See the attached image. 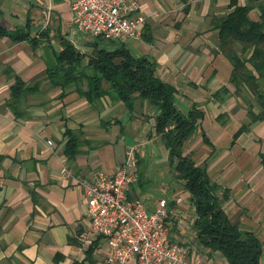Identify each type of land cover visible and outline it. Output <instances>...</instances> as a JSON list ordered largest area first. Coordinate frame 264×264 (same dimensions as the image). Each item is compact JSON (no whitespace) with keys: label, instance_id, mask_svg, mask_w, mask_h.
Listing matches in <instances>:
<instances>
[{"label":"crops","instance_id":"crops-1","mask_svg":"<svg viewBox=\"0 0 264 264\" xmlns=\"http://www.w3.org/2000/svg\"><path fill=\"white\" fill-rule=\"evenodd\" d=\"M138 1L146 15L140 37L108 41L85 38L75 28L67 0H0V25L27 30L36 39L0 37V264H104L102 238L81 244L86 202L76 180H91L96 172L112 175L129 153L126 170L137 180L129 185L128 199H140L152 211L165 198L169 238L186 249L187 261L202 256L207 264H228L196 236L190 194L175 176L176 161L169 159L155 129L158 109L137 94L131 109L109 95L89 102L75 86L62 91L48 80L46 67L55 63L64 41L82 54H89L93 44L108 49L124 45L135 57L153 62L158 77L176 90L181 114L194 108L203 112L183 154L206 166L218 193L227 191L222 206L229 220L258 237L264 264V120L250 123L234 139L249 119L245 102L228 82L232 66L219 51L213 28L214 17L233 7L229 0ZM258 16L256 7L249 12L251 19ZM15 77L30 90L14 111L8 102ZM221 87L230 94L214 98ZM67 130L79 133V151L72 159L63 154ZM127 264L136 263L131 259Z\"/></svg>","mask_w":264,"mask_h":264},{"label":"trees","instance_id":"trees-1","mask_svg":"<svg viewBox=\"0 0 264 264\" xmlns=\"http://www.w3.org/2000/svg\"><path fill=\"white\" fill-rule=\"evenodd\" d=\"M229 6L233 7L230 13L214 17L213 28L218 31V49L232 66L228 82L234 89L233 94L245 102L249 119L234 134L235 139L248 130L250 123L264 120V0H249L244 5L229 0ZM255 7L259 16L254 20L249 12ZM4 36L13 41L36 42L27 30L9 31L0 25V37ZM84 58L85 64L81 65ZM46 77L62 91L75 86L76 92L89 102L109 95L131 109L132 96L137 94L155 106L158 109L155 129L164 138L169 159L176 161L175 176L183 180L190 194L196 215L193 226L200 244L218 252L228 264H260L262 245L258 237L232 223L222 206L228 199L227 191L218 193V186L210 181L206 166L195 165L190 155L183 154L184 142L199 126L203 112L194 108L181 114L176 108V90L158 77L153 62L135 57L124 45L108 49L93 44L89 54H82L64 41L63 49L55 54V63L46 67ZM28 90L26 83L15 77L8 106L15 111V104ZM228 94L229 90L221 87L213 97L222 99ZM169 122L174 123L172 128H168ZM78 134V131H66L63 154L68 159L78 154ZM204 141L208 142L206 138Z\"/></svg>","mask_w":264,"mask_h":264},{"label":"built area","instance_id":"built-area-1","mask_svg":"<svg viewBox=\"0 0 264 264\" xmlns=\"http://www.w3.org/2000/svg\"><path fill=\"white\" fill-rule=\"evenodd\" d=\"M67 1L73 25L85 35L112 41L138 38L142 33L146 15L139 11L138 0ZM131 157L129 153L112 175L96 172L91 180H76L86 202L81 244L88 246L102 238L107 246L104 264H127L131 259L136 264H207L202 256L187 261L186 249L170 240L165 198L159 199L152 211L140 199H128L129 185L137 180L135 173L126 170ZM63 173L68 172L63 169Z\"/></svg>","mask_w":264,"mask_h":264},{"label":"rangeland","instance_id":"rangeland-1","mask_svg":"<svg viewBox=\"0 0 264 264\" xmlns=\"http://www.w3.org/2000/svg\"><path fill=\"white\" fill-rule=\"evenodd\" d=\"M87 37H88L89 39L91 38V36L85 35V38H87Z\"/></svg>","mask_w":264,"mask_h":264}]
</instances>
